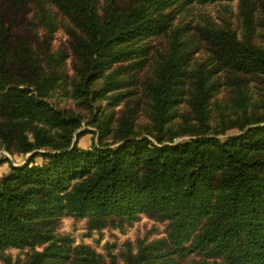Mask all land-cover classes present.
<instances>
[{"label":"trees","instance_id":"16d2710c","mask_svg":"<svg viewBox=\"0 0 264 264\" xmlns=\"http://www.w3.org/2000/svg\"><path fill=\"white\" fill-rule=\"evenodd\" d=\"M224 1L0 0L2 264H120L56 227L140 214L124 264H264V0Z\"/></svg>","mask_w":264,"mask_h":264},{"label":"rangeland","instance_id":"374dc122","mask_svg":"<svg viewBox=\"0 0 264 264\" xmlns=\"http://www.w3.org/2000/svg\"><path fill=\"white\" fill-rule=\"evenodd\" d=\"M224 3L230 7H234L236 0H225ZM219 9L221 8L218 5L207 6L204 8L205 11L211 13L215 17L220 14ZM64 40L65 36L63 32L59 31L55 37V46L63 44ZM65 67L67 71L71 73L69 62H67ZM54 99L58 101L61 106L75 107L73 101L67 99L61 92H57ZM105 102V100H102L100 101V104L104 106ZM83 129H89L91 131L79 138L78 145L81 148L89 149L92 142L96 141V137L94 139L92 132L95 131V127L84 121L82 126L76 132ZM179 139L180 138H177L175 141ZM28 155L29 153L12 155L6 150L1 149L0 159L3 158L5 160L0 164V177L9 171L7 170V172L4 173V170L9 167L10 163L21 165L25 162ZM41 162L42 158L37 156L35 158V163L39 164ZM56 231L59 235H67L71 239L69 243V246L71 247L76 245H86L95 252L100 253L107 262L110 261L112 256H115L120 264H124L122 255L128 248L135 252L140 241L147 243L166 237L167 221L140 214L129 220H114L113 224H108L105 227L98 229L91 228L87 218L64 215L60 218ZM34 248L41 249L42 245H34ZM31 249L32 246L27 245L24 247H7L5 251L10 254L13 259L22 260L26 252ZM0 264H2L1 260Z\"/></svg>","mask_w":264,"mask_h":264},{"label":"crops","instance_id":"0c3cea01","mask_svg":"<svg viewBox=\"0 0 264 264\" xmlns=\"http://www.w3.org/2000/svg\"><path fill=\"white\" fill-rule=\"evenodd\" d=\"M7 170H9V167H7V168L4 170V173L7 172Z\"/></svg>","mask_w":264,"mask_h":264}]
</instances>
